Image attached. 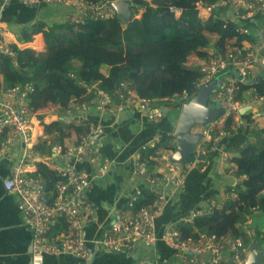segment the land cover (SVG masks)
<instances>
[{"label":"built area","instance_id":"2783aa9c","mask_svg":"<svg viewBox=\"0 0 264 264\" xmlns=\"http://www.w3.org/2000/svg\"><path fill=\"white\" fill-rule=\"evenodd\" d=\"M18 1L22 5H56L70 9L64 21L78 26L87 20L107 21L115 16V11L110 3L117 0H102L91 2L88 0H0V8L6 7ZM130 2V0H125ZM223 7L231 14L233 23L237 20H251L260 17L264 21V0H217L214 5H206L199 1L195 4L198 17L206 20L209 17L219 18L223 16L212 15L215 8ZM176 17L180 11L174 7L169 8ZM136 15L131 17L135 20ZM62 22V21H61ZM237 31L249 36L245 27L237 28ZM8 25L0 23V54L13 56L9 46L7 33ZM28 41L15 43L21 49ZM245 51V50H244ZM257 53H243L242 49L234 48L211 58L209 62L200 64L197 68L201 78L195 84L196 92L204 84L210 83L216 73L224 72L223 80L213 98L218 101L224 114L209 127L200 129L201 141L196 145L190 160L184 164L170 162L171 153L167 149L157 148L161 136L140 146L139 151L132 158L133 170L137 177L147 175L150 186L148 192L153 195L151 205L133 209L141 193L135 192L124 208L115 210L107 227L101 235L92 241L85 237V226L93 222L94 210L87 202V190L91 184V176L86 171H81L78 165L84 161L97 163L100 157L96 151L101 146L105 136V130L99 123H93L87 118V113L95 112L99 116L106 114L123 113L132 110L142 114L149 122L161 119L163 112L154 108V101L138 97L127 89L125 83H121L112 92L97 90L96 85L87 87V91L94 90V97L86 103L77 104L65 112V117L74 128V137L66 143L65 148L52 144L47 140V146H51L48 153H40L34 145L40 137H44L45 122L37 118L28 105V96L33 92L29 84L5 88L0 86V160H3L8 151L13 147H19V156L11 168L10 174L1 181L2 188L8 195L15 196L18 200V210L22 213L27 228L31 234V264H43L44 257L69 256L86 261L90 257V245L100 248L105 253L121 254L133 252L137 246H153L157 241L155 223L164 210L168 198L166 190L182 187L187 174L193 169L203 167L217 151L221 140L229 136L241 126V104L236 99L238 90L251 85L250 74L258 63ZM188 101L186 93L168 102ZM249 103L253 106L263 105L264 97L256 93ZM257 116L264 118V111L260 110ZM230 121L231 127L225 129V123ZM35 128L40 133L35 134ZM37 139V141L35 140ZM142 153H147L143 157ZM145 155V154H144ZM228 155H223L226 161ZM37 164H42L52 170L60 179L52 185L50 195L46 193L44 180L36 173ZM113 165L112 161L100 159L98 166L99 176H104ZM235 197V195H234ZM215 206H212L214 208ZM202 212H194L181 220L189 225L193 224L196 217L208 215ZM257 208L248 210V216L258 213ZM245 220V221H246ZM66 224V230L56 232L55 227L60 222ZM248 219L246 225L251 224ZM244 223V222H243ZM242 224L241 233L237 237L229 235L217 236L214 233L199 232L195 236L182 238L180 231L171 226L167 229L161 240L172 251L174 263L172 264H245L248 246L255 235L253 227H245ZM262 251L260 264H264V242L259 244Z\"/></svg>","mask_w":264,"mask_h":264},{"label":"trees","instance_id":"16d2710c","mask_svg":"<svg viewBox=\"0 0 264 264\" xmlns=\"http://www.w3.org/2000/svg\"><path fill=\"white\" fill-rule=\"evenodd\" d=\"M199 1L206 5L217 2L130 0L132 16L138 11L143 13L140 19L129 22L126 27L116 16L107 21L87 20L78 26L69 21L9 24L8 29L18 42L41 34L45 48L43 52H35L11 44L13 56L0 54V86L12 88L29 84L33 92L28 96V105L39 120L43 117L38 113L45 108L54 106L65 113L71 103L89 102L95 95L94 90L87 91L92 85H96L97 90L112 92L125 83L128 90L140 98L154 101L155 106L163 104L164 100L167 101L164 104H169L168 101L184 93L189 100L196 94L195 84L201 78L198 68L188 67L193 53L213 46L214 40L219 38L227 42L228 50L239 48L246 53L244 43L251 44L255 39L238 32L239 26L223 8H215L212 15L224 14L225 21L212 16L200 19L195 8ZM170 7L179 10L180 15L172 14ZM35 39H38L37 47H41L40 36ZM103 67L108 68L105 82L101 81L100 74ZM249 87H241L236 99L239 100L240 93ZM253 87L258 96L264 97V81ZM169 105L173 110H179L182 104L177 101ZM230 127V121H227L225 129ZM43 136L34 148L40 153H48L51 148L46 144L48 139L65 148L68 140L74 137V128L67 118H61L44 125ZM173 139L171 134L161 136L157 148L167 149L172 154L175 149L171 144ZM142 154L143 157L148 155ZM224 170L238 180L235 197L222 200L219 208H214L210 215L196 217L192 225L178 222L175 227L182 238L199 232L237 237L249 209L264 211V198L259 197L264 191V120L253 142L228 158ZM36 173L44 180L46 193L50 195L52 185L60 179L42 164H37ZM153 200L148 191L141 192L133 209L151 205ZM55 230L65 231L66 224L61 221Z\"/></svg>","mask_w":264,"mask_h":264},{"label":"crops","instance_id":"0c3cea01","mask_svg":"<svg viewBox=\"0 0 264 264\" xmlns=\"http://www.w3.org/2000/svg\"><path fill=\"white\" fill-rule=\"evenodd\" d=\"M15 2L19 3L18 1ZM69 13L70 9L62 6L40 5L33 9L30 18L26 22L28 24L37 21H44L48 24L55 21L61 22ZM142 13V11H138L136 18L140 19ZM222 16L224 17V14ZM237 23L239 27H245L251 37H255L251 44L244 43L245 52L247 54L257 53L259 57L258 63L250 74V87L239 95L241 126L221 140L219 151L210 157L207 164L202 168L193 169L187 174L182 187L175 190L172 188L166 190L168 202L155 223V234L158 238L156 243L150 247L139 245L133 252L121 254L105 253L100 248L90 245V257L86 261L69 256H49L46 259V264H172L174 263L172 251L161 240L165 231L194 212L206 214L211 210V204H220L224 198H231L237 193L238 180L225 172L226 162L223 161V155L227 154L232 157L248 143L253 142L254 136L258 134L263 124L264 118L257 116V114L260 110L264 111V104L253 106L249 103V100L255 93L253 85L264 81V21L260 17H255L246 21L237 20ZM6 36L12 45L18 44L13 33L9 31ZM37 36H40L41 47L35 49L32 48V45L37 44L38 40L35 39ZM30 38L35 39L33 43H25L21 46V49L43 52L45 45L42 35H31L26 37L24 41H28ZM213 43V46L193 53L189 57L188 67L197 68L200 64L209 62L212 57L228 50L227 42L224 39H215ZM107 73L108 68L103 67L100 73L102 82H105ZM75 105L77 104L71 103L68 109L73 108ZM167 105L163 103L154 106L156 109H161L162 112L165 111L163 117L154 122H149L143 118L142 114H137L132 110L104 116H99L95 112L87 113V118L90 121L101 124L105 130V136L101 146L96 151V155L102 160H109L113 163L104 176H99L97 170L100 159L97 163L84 161L78 165L79 170L86 171L91 176V184L86 194L87 202L95 214L93 222L85 226L87 240L97 239L103 229L108 226L113 212L124 208L135 192L148 191L150 181L147 175L142 177L135 175L132 158L139 151L141 145L150 142L154 138L165 134L173 136L179 110H173L171 107L170 113ZM51 108H53L51 110L53 111L52 114L49 111ZM41 112L48 115L47 118L46 116L42 118L45 125L66 118L65 113H61L54 106L39 111V113ZM39 133L40 129L35 128V134L38 135ZM35 140L37 141V139ZM171 144L176 145V140L173 139ZM18 156L19 147L16 146L8 151L3 160H0V226L4 227V232H8L0 240V264H29L27 257L16 255L17 252L22 250H30L29 237L23 231V229L28 230L27 224L17 208V198L5 193L1 183L2 179L10 174ZM259 197L264 198V191L259 194ZM252 221L255 224L253 226L255 235L248 246L247 256L254 243L264 242V211L257 213ZM176 264L179 263L176 262Z\"/></svg>","mask_w":264,"mask_h":264},{"label":"water","instance_id":"95a60500","mask_svg":"<svg viewBox=\"0 0 264 264\" xmlns=\"http://www.w3.org/2000/svg\"><path fill=\"white\" fill-rule=\"evenodd\" d=\"M110 6L115 11V16L122 21L123 27H126L132 21V3L125 0H117L110 3ZM34 8V5L27 6L13 2L6 7L0 8V23L9 25L26 22L30 18ZM223 74L224 72L216 73L210 83L201 86L191 99L180 106L173 131L176 145L170 157L171 163L184 164L202 139L200 129L209 127L211 123L224 114L220 103L213 98V94L218 90L223 80ZM4 231V227L0 226V240L8 233ZM23 231L29 237L30 250H22L17 252L16 255L27 257L29 264H31V234L27 229H23ZM47 258L49 256L44 257L43 264H46ZM261 258L262 251L259 250V244L254 243L249 250L245 264H260Z\"/></svg>","mask_w":264,"mask_h":264},{"label":"rangeland","instance_id":"374dc122","mask_svg":"<svg viewBox=\"0 0 264 264\" xmlns=\"http://www.w3.org/2000/svg\"><path fill=\"white\" fill-rule=\"evenodd\" d=\"M221 16H222V14H221ZM136 17H137V15H136ZM48 19H52V18H48ZM136 19H137V18H136ZM8 30H9V29H8ZM31 39L33 40V38H31ZM34 40H35V39H34ZM34 40H33V41H34ZM37 40H38V39H37ZM33 41H32V42H33ZM33 45H34V44H33ZM33 45H32V48L38 49L36 43H35V47H34ZM39 47H40V46H39ZM35 52H36V51H35ZM37 52H38V51H37ZM171 101H172V99H171ZM162 102L164 103V102H167V101L164 100V101H162ZM154 103H155V102H154ZM170 103H172V102H169V104H170ZM165 104H168V103H165ZM169 104H168L167 106L169 107V110H170V113H171V110H172L173 108L171 109L172 106L169 105ZM167 106H166V107H167ZM52 109H53V108L49 109V111H50L51 114L53 113V111H51ZM44 112H45V111H44ZM46 113H47V112H46ZM170 113H169V114H170ZM38 115H40V116L43 115V118H44V116H46V118L48 117L47 114H44V113H42V112L39 113ZM46 118H45V120H46ZM49 118H50V117H49ZM42 121H43V120H42ZM249 130H250V129H249ZM173 145H174V144H173ZM230 157H231V156H230ZM230 157L228 156L225 162H227L228 158H230ZM206 164H207V163H206ZM200 168H202V167H200ZM231 198H234V196L231 197ZM224 199H227V198H224ZM224 199H223V200H224ZM212 206H215L214 208H219V207H220V204H211L210 209L212 208ZM247 212H248V211H247ZM259 212H260V211H258V213H259ZM252 215H253V217L248 216V219H249V220L253 219V218L256 216V214H252ZM248 219L246 220L247 222H248ZM246 221H245V222H246ZM245 222H244V223H245ZM247 222H246V223H247ZM244 223H242V224H244ZM246 223H245V227H246V226H248V227H253V226H255L254 221H251V224H250V225H246ZM241 226H242V225H241ZM241 229H242V228H241Z\"/></svg>","mask_w":264,"mask_h":264},{"label":"bare ground","instance_id":"6f19581e","mask_svg":"<svg viewBox=\"0 0 264 264\" xmlns=\"http://www.w3.org/2000/svg\"><path fill=\"white\" fill-rule=\"evenodd\" d=\"M9 40V39H8ZM12 40V39H11ZM35 47V45H33Z\"/></svg>","mask_w":264,"mask_h":264}]
</instances>
